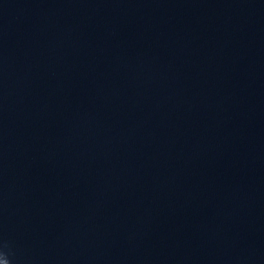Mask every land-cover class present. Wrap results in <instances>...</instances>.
Listing matches in <instances>:
<instances>
[{
  "label": "clouds",
  "instance_id": "1",
  "mask_svg": "<svg viewBox=\"0 0 264 264\" xmlns=\"http://www.w3.org/2000/svg\"><path fill=\"white\" fill-rule=\"evenodd\" d=\"M0 264H11L8 254L2 250H0Z\"/></svg>",
  "mask_w": 264,
  "mask_h": 264
}]
</instances>
